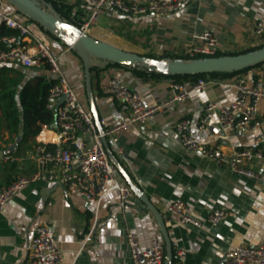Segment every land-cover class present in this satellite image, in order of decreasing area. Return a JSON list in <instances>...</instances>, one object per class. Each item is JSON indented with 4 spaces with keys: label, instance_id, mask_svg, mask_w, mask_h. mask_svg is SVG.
<instances>
[{
    "label": "crops",
    "instance_id": "crops-1",
    "mask_svg": "<svg viewBox=\"0 0 264 264\" xmlns=\"http://www.w3.org/2000/svg\"><path fill=\"white\" fill-rule=\"evenodd\" d=\"M40 1L70 6L72 19L81 25L86 18L87 11L80 0ZM0 9L42 39L47 52L57 59L78 102L91 112L82 62L69 45L21 16L5 0H0ZM258 21H264V0H195L166 15L130 18L112 11L103 12L84 33L128 53L187 57L186 48L198 42L202 32L212 31L218 39L219 52L231 54L255 47L252 28ZM24 40L18 37L17 43L35 53L33 44ZM92 66L98 69L91 71L94 105L98 120H103L105 126L128 119L126 107L104 92L112 77L126 87L135 86L148 107L171 94V78H142L131 69L95 60ZM39 78H53L43 62L31 68L0 62V97L11 96L20 121L17 132L10 133L0 101V152L14 147L9 155L0 158V187L31 174L34 164L30 155L36 145L58 141L54 122L50 126L40 125L37 134L22 141L19 94L25 85ZM240 78L264 82V64L238 75L206 78L209 84L204 92H193L186 101L155 113L145 124L131 125L119 136L117 144L107 140L110 155L119 165L114 172L115 181L146 195L164 220L172 251H184L185 264H217L237 245L264 243V186L184 149L173 129L176 122L187 119L191 134L202 144L218 145L225 152L260 150L264 156V101L260 102L258 112L263 124L256 130L223 131L214 120L203 131L197 129L207 102L227 106L234 101L236 92L232 84ZM249 167L264 171V157L251 162ZM174 201L184 203L190 215L203 222V226L166 222L165 208ZM218 209L229 215L212 226L205 221L206 217ZM45 223L59 242L64 264H132L126 243L128 231L136 235L142 250L149 248L153 237L163 241L154 216L135 193L123 207L115 189L91 204L77 195L65 196L58 185L42 179L24 187L0 212V264H28V245L36 227Z\"/></svg>",
    "mask_w": 264,
    "mask_h": 264
},
{
    "label": "built area",
    "instance_id": "built-area-1",
    "mask_svg": "<svg viewBox=\"0 0 264 264\" xmlns=\"http://www.w3.org/2000/svg\"><path fill=\"white\" fill-rule=\"evenodd\" d=\"M193 1L195 0H148L141 3L127 0H80L87 15L79 29L84 32L107 11L130 18L166 15L183 9ZM0 24L14 30L18 37L33 44L36 50L31 53L27 46L17 43L16 36L4 37L2 41L5 46L0 48V62H15L29 68L42 62L48 66L55 82L47 94L46 109L54 115L58 132L56 143L38 144L34 147L30 155L34 164L31 174L17 177L8 185L0 187V212L24 187L42 179L58 185L65 196L77 195L91 204L98 203L109 190L115 189L119 205L123 207L134 192L130 186H121L115 181L113 176L116 167L106 152L103 139L117 144L119 136L131 125L145 124L155 113L186 101L193 92H204L209 81L206 78H196L172 82L170 96L148 107L135 86L126 87L117 78L112 77L104 87V92L126 107L128 119L113 126H105L103 120H98L102 128L99 131L92 112L85 110L78 102L62 74L57 59L47 52L42 39L1 9ZM252 36L255 39V47L264 45V21L254 24ZM197 40L198 42L186 48L185 54L189 60L211 57L220 51L218 39L212 31L202 32ZM232 87L236 95L229 105L220 106L213 102L205 104L197 125L199 131H203L211 120L223 131H253L262 126L263 120L258 116V112L260 102L264 101V82H248L245 78H240ZM173 129L184 149L197 152L233 173L251 178L264 186V171H255L249 167L251 162L263 159L260 150L247 148L225 152L218 145L202 144L191 134L190 122L187 119L176 122ZM118 152L121 153L120 148ZM165 211L168 223L191 225L196 228L203 226V222L192 217L186 205L180 201L168 204ZM228 215L227 211L214 210L205 221L215 226ZM126 243L132 264H163L165 246L159 237H153L149 248L142 250L136 235L128 231ZM28 253V264H64L59 242L46 223L36 227L35 235L28 245ZM171 264H185L183 250L173 251ZM217 264H264V243L237 245Z\"/></svg>",
    "mask_w": 264,
    "mask_h": 264
},
{
    "label": "water",
    "instance_id": "water-1",
    "mask_svg": "<svg viewBox=\"0 0 264 264\" xmlns=\"http://www.w3.org/2000/svg\"><path fill=\"white\" fill-rule=\"evenodd\" d=\"M12 8L21 16L26 17L37 23L44 31L51 34L61 43L69 45L82 62L85 90L92 112L94 122L99 131L102 130L98 123L97 112L94 105V97L91 84V66L93 61L98 63H113L121 66H141L145 68H153L156 72L169 76H189L211 73H228L233 71H241L243 69L264 63V45L254 51L241 53L237 55H226L219 57L197 58L192 60H155L148 59L136 53H128L113 47L109 44L95 40L79 28L64 22L44 1L40 0H5ZM63 99V98H62ZM106 152L119 169V165L113 160L107 147V140L103 139ZM14 147L0 152V158L9 155ZM132 191L139 197L140 201L146 206L154 216L165 246V256L163 264H171L173 259V251L171 241L168 237L166 226L161 214L149 202L146 195L131 187Z\"/></svg>",
    "mask_w": 264,
    "mask_h": 264
},
{
    "label": "trees",
    "instance_id": "trees-1",
    "mask_svg": "<svg viewBox=\"0 0 264 264\" xmlns=\"http://www.w3.org/2000/svg\"><path fill=\"white\" fill-rule=\"evenodd\" d=\"M48 4V3H47ZM50 6L52 9H54L64 22L71 24L77 28H80L81 22L77 23L72 19L71 17V7L68 5H65L63 3H55L50 1ZM54 11V12H55ZM9 36H16L18 38V34L10 29L4 26L3 24H0V48H3L5 46V42L2 41V38L9 37ZM53 37V36H52ZM56 39V38H55ZM16 44V43H15ZM263 45L253 47L250 49H247L245 51H242L240 53H221L218 52L214 56L211 57H219V56H226V55H237L241 53H246L250 51L257 50L261 48ZM74 52V50H72ZM75 53V52H74ZM143 57H146L148 59H155V60H175V59H181L184 61L189 60L188 57H176L169 54H163L161 56H154V55H140ZM197 58H206V57H196ZM112 65H117L113 63H109ZM264 63L251 66L249 68L243 69L241 71H233L228 73H211V74H199V75H189V76H169V75H163L158 72H156L153 68H145L141 66H121L124 68L131 69L138 77H155V76H165L168 78H171L173 82H179L187 79H196V78H212V77H225V76H232V75H238L242 74L254 67H259L263 65ZM98 69L94 66H91V71H97ZM53 79H44L39 78L34 83L25 85L20 94H19V103L22 108V128H23V135H22V141H24L27 136H34L39 132L40 125L50 126L54 122V115L46 109V97L49 92V89L54 84ZM0 101L2 102L1 110L3 113V116L5 117L7 128L10 129V133H16L17 127L19 125V118L16 113V108L14 107V104L12 102V98L10 95L7 94L0 97ZM5 101V102H4ZM4 102V103H3ZM33 128V129H32Z\"/></svg>",
    "mask_w": 264,
    "mask_h": 264
}]
</instances>
